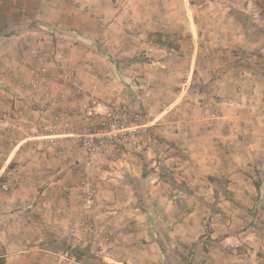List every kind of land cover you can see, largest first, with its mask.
Wrapping results in <instances>:
<instances>
[{
    "label": "rangeland",
    "instance_id": "rangeland-1",
    "mask_svg": "<svg viewBox=\"0 0 264 264\" xmlns=\"http://www.w3.org/2000/svg\"><path fill=\"white\" fill-rule=\"evenodd\" d=\"M118 5L122 9L118 34L124 46L117 53L108 46L94 47L106 58L98 66L107 70L105 75L98 70L93 74L108 88L120 79L118 84L128 86L130 93L121 91L107 94L106 98L89 95L76 76V67L64 59L66 52L73 53L71 45L81 41L70 33L71 26H58L44 18L37 20L31 10L24 15L16 13L12 22L0 19V27H30L22 33L12 30L10 36L16 33L27 40L36 37L44 41L42 46L21 48L22 60L28 67L23 75L4 80L5 72L0 66V166L14 152L7 168L14 172L16 165L20 170L18 176L10 174V184L2 185L3 176L0 177V187L5 192L18 190L24 184L30 187L20 193L28 202L24 207L29 212V223L12 227L22 228L26 249L43 247L55 252L45 264H75L78 261L71 255L75 248L84 254L81 264H102V260L111 264L117 248L124 245L151 256L153 246L158 251L157 243L170 249L180 235L186 239L183 241L195 243L199 251L222 255L211 264L219 260L220 264H264V51L260 52L264 42V0H118ZM75 8L80 12L73 18L76 27L100 31L103 29L99 27H107L96 14L90 18L87 6ZM66 23L73 24L70 19ZM31 27L44 28L38 32ZM171 27L200 29L188 93L218 102L215 111L220 114L227 105L235 108L236 125L230 128L232 136L227 144H215L218 147L213 150L228 156L224 161H214V174L202 173L189 179L190 186L199 187L195 192L189 187L179 188L182 193L159 192L164 199L152 206L145 204L142 212L147 216L141 213L137 220L139 210L132 205L140 197L130 189L122 190L119 169L140 166L139 160L149 166L148 157H152L154 147L162 156L173 153L180 164L174 160H170L173 164L167 163L173 168L181 167L186 148L163 141L158 132H150L152 115L140 105L134 92L148 84L129 74L125 80L122 77L132 68L134 76L144 77L146 73L148 82L167 78L180 84L187 79L190 72L184 69L192 66L190 54H194L195 45L191 39L181 43L180 30ZM4 33H0V40ZM246 42L251 43L243 47ZM77 49L75 53L84 57V49ZM18 50L12 52L15 61H20ZM111 58L112 66L108 65ZM64 72L69 73L68 78L61 77ZM107 98L140 109L147 124L133 138L108 144L102 152L88 153L80 144V135L96 127L84 114L83 105L96 100L101 109ZM162 106L154 104L156 111ZM56 114L69 124L56 125L53 132L58 135L50 139L42 125L53 123ZM42 184L52 185V191L44 194L46 206L41 215L45 214V221L38 222L35 205L37 188ZM151 194L154 192L149 197ZM182 195L188 200L182 199L183 207L178 208L174 201ZM114 216L129 221L116 223L110 220ZM126 234L129 236L124 239ZM225 236L237 239L220 242ZM104 254L111 255L102 259ZM21 264H37V258L29 255Z\"/></svg>",
    "mask_w": 264,
    "mask_h": 264
},
{
    "label": "crops",
    "instance_id": "crops-1",
    "mask_svg": "<svg viewBox=\"0 0 264 264\" xmlns=\"http://www.w3.org/2000/svg\"><path fill=\"white\" fill-rule=\"evenodd\" d=\"M80 5L87 6L91 9V11L88 12L90 13V18L94 19V17L91 16L96 14L95 16L99 17L102 22H105L107 27H99L103 29L102 31L99 29L96 30L95 27H76V22L73 18L80 14L78 9L75 8ZM14 9L16 11H14ZM28 10H31V13L34 14L37 20H42L44 18L57 23L58 26H71L69 27L70 33H75L81 41L71 45L70 50L73 53L69 55L66 52V54H64L66 56L64 59L66 62H70L69 64L76 67V76L82 82L84 89L89 95L106 98L107 94H117V92L121 94V91H124L123 93H130L128 86L118 84L120 79L115 86L110 85L111 87L108 88L103 87L93 74L98 70L99 72H104L105 75V71L107 70L98 66L101 64V61L103 62L106 58L95 50L94 47L101 48L103 46H108L109 48H113L117 53V51L124 46L120 41L118 34L120 30L119 27H117V23L122 18V9H120L118 5V0H0V19H4L3 22H12V18L16 13L24 15ZM48 17L50 18L48 19ZM69 19L73 24L66 23ZM38 23L39 22L36 21V24ZM87 26L90 25L88 24ZM26 28L30 27H0V33L3 31L6 32L4 33V38L0 40V66H2V70L5 72V74H3L4 80H9L12 76L23 75L28 68L22 60L24 49L21 48L26 49L30 46H42V42H44L36 40V37L34 39H30L29 37L27 40L26 37L21 38L16 34L17 32L22 33L26 31ZM31 28L41 32L40 28L44 27ZM51 28L58 30L63 29V27ZM171 28L180 30L182 39L179 41L181 43L187 41V39H191V42L195 45L194 54H190L192 66L190 69L182 68L190 72L184 82L173 84L167 78H161L162 81H154V83L152 80L148 82L145 77L148 76L146 73H143L144 77L142 74L138 77L134 76L131 73L133 71L132 68L129 69V73H126L127 76L122 77V74L118 73L124 80L129 74V76L131 75V77L139 80L140 83L143 82L148 84V87L145 89H137L134 92L137 94L140 105L146 106L144 110L149 111V114L152 115L150 120L153 125L149 127L150 132H158L160 138L164 139L163 141H170L173 144H179L186 148L185 160L182 158V163H184V165L181 167L173 168V166H169L167 163L169 161L173 164V161L170 160H174L175 164H180L176 162L178 157L173 153H167L162 156L158 151H155L156 148L154 147L152 150L154 151L152 157H148L150 161L149 166H144L141 160H139L140 166L133 167L132 164V168L124 166L119 169L117 175L123 178L120 184L122 190L128 191L130 189L134 192L136 197H140V201L137 204L134 202L132 205L136 211L139 210V212H137L138 215L136 214L137 220H140L144 208L146 210L145 204L152 206L157 204V201L164 199L160 197L161 193L159 195V192H181V190H179V188L182 189L181 187H184V190H187L186 187H189V189L195 192L199 187H196L197 185H193L194 187L192 185L190 186L188 182L189 179L193 177L196 178L202 173L214 174L211 173L212 168H214V161H216V163L220 160L224 161L228 156H224L223 153H220L218 150H213L218 147L215 146V144L219 142L227 144L228 139L232 136L231 132H229L230 128L236 125L235 108L232 109L230 105H227L222 109V113L220 114L215 111L220 105L218 102L209 99L206 100L199 94L188 93L187 89L191 83L195 68L194 64L197 57V47L200 44V29H198V27ZM12 30H16L14 36H10L14 33ZM107 34H109V39L107 38ZM177 34L179 36V33ZM27 43L31 45H26ZM249 43L251 42H248V44L246 42L243 47H246ZM18 46L20 50H18ZM77 47L84 49V57H82L81 53H75L78 50ZM260 47H262L260 52H263L264 42ZM15 49L18 50V58L20 61L14 60L12 52ZM120 54L121 53H119V55ZM94 57L100 59V61H96ZM110 60H112V58L109 59L108 65L112 66ZM131 61L129 62L131 63ZM11 69H16V71L13 72ZM108 74L115 80L111 72H108ZM133 85L131 84V88L135 90ZM157 102L161 103L163 106L156 111L154 104ZM54 135L57 136L58 133ZM147 148L151 149L149 146ZM13 156L14 152L8 157L6 156V160L0 166V177L3 176L1 180L2 185L5 183L10 184V174H15L16 176L20 174V170L16 165V171L14 172L7 168L9 162L14 159ZM161 159H165V162H161ZM125 164H127V162H125ZM205 169H207V171ZM28 185L29 184L20 185L18 190L14 188L13 190L9 189L10 191L8 192L3 191L2 186L0 187V258L3 259L4 264H21V261L28 258L29 255L36 256L37 264H45L51 254L55 253L43 247L26 249L22 243L25 238L22 234V228L12 227V225L15 224L22 225L23 223H29L27 217L29 212H25L27 209L24 207L28 202L25 201L20 194L24 192L25 189L30 188ZM40 186L37 188L38 194L36 197L35 213L38 216L36 218L37 221L44 222L45 214L41 215V210H44L46 206V197H44V194L52 191V185L45 186L42 184ZM117 190H119V188ZM152 192H154V194H151V197H149V193ZM185 198V195H182L179 201H174L175 205L177 204L178 208L183 207L182 199L188 200ZM142 200H146V202ZM143 216L147 215L144 214ZM167 218V216L164 217V221L166 220L165 222H167ZM110 220L116 223L129 221H125L123 216H114L113 219ZM105 222H108V220ZM126 236L129 235L126 234L123 238L125 239ZM211 237L214 239L213 236ZM213 239H211L212 243H215L214 241H216V239ZM236 239L237 237L225 236L220 242L224 243L226 240L234 241ZM183 240H186L183 235L177 237L176 243L173 244L170 249H166L163 243L159 242L157 243L158 251H156V247L153 246L152 249L154 254L151 256L146 252L143 253L140 249L126 248L124 245L120 249L117 248L116 254H114L116 258L112 259V261L114 264H211L213 259H219V257L222 256L221 254L219 255V253H212L208 250L199 251L195 243H188V241ZM161 246H163V248ZM108 255L111 254H104L102 259H106L105 256L108 257ZM140 255L142 257L138 259L136 256L139 257ZM146 255L147 258L145 259L144 256ZM149 258H152L151 261H149ZM170 258H172L171 262ZM102 262V264H107L106 261L102 260ZM219 262H222V260H219L217 264H220ZM74 263L81 264L75 261Z\"/></svg>",
    "mask_w": 264,
    "mask_h": 264
},
{
    "label": "built area",
    "instance_id": "built-area-1",
    "mask_svg": "<svg viewBox=\"0 0 264 264\" xmlns=\"http://www.w3.org/2000/svg\"><path fill=\"white\" fill-rule=\"evenodd\" d=\"M61 77L68 78L69 73L64 72ZM99 106L100 102L96 100L83 105L84 114L91 118L96 127L93 131L80 135V144L88 153L102 152L108 144L119 142L123 138H133L147 124L142 111L126 103H117L107 98L103 108L100 109ZM59 124L67 126L69 123L61 121L60 115L56 114L53 123L43 124L42 129L52 139L55 137L53 131Z\"/></svg>",
    "mask_w": 264,
    "mask_h": 264
},
{
    "label": "trees",
    "instance_id": "trees-1",
    "mask_svg": "<svg viewBox=\"0 0 264 264\" xmlns=\"http://www.w3.org/2000/svg\"><path fill=\"white\" fill-rule=\"evenodd\" d=\"M72 256L75 258L76 261H82L84 254L80 251V249L75 248L72 251ZM0 264H4L3 259L0 258Z\"/></svg>",
    "mask_w": 264,
    "mask_h": 264
}]
</instances>
